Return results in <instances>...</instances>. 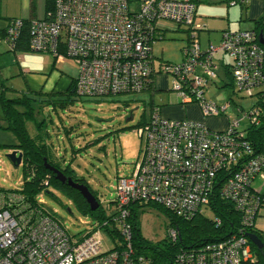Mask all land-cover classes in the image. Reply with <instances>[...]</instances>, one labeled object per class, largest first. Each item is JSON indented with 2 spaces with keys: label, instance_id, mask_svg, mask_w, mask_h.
Instances as JSON below:
<instances>
[{
  "label": "built area",
  "instance_id": "built-area-1",
  "mask_svg": "<svg viewBox=\"0 0 264 264\" xmlns=\"http://www.w3.org/2000/svg\"><path fill=\"white\" fill-rule=\"evenodd\" d=\"M237 1L247 0L230 3ZM195 17L194 0H55L42 18L8 20L0 39L14 49L28 27L30 52L74 59L76 94L102 97L141 92L148 85L156 72L152 44L157 23L166 20L190 29L182 61L163 62L158 68L171 76V89L181 102H195L203 116L225 112L229 102L217 104L205 97L208 82L217 77L214 57L220 51L232 59L236 91L264 98V49L256 32L226 31L219 44L202 50L196 34L201 24ZM258 114L253 105L242 118L230 119L225 130L215 131L200 121L162 117L154 108L139 127L142 157L130 175L118 177L114 197L108 200L114 205L112 224L120 240L106 233L112 243L105 249L101 233L110 222L91 224L89 231L74 235L43 207V198L31 203L20 191L0 187V264H150L133 247L131 205L155 203L190 216L209 203L217 184L220 197L239 212L242 226L221 241L177 253L173 264L253 262L243 230L256 228L255 219L262 217L264 147L256 152L239 124L245 118L250 125L257 123ZM256 180L260 185H254ZM168 234L175 240L174 229Z\"/></svg>",
  "mask_w": 264,
  "mask_h": 264
},
{
  "label": "rangeland",
  "instance_id": "rangeland-1",
  "mask_svg": "<svg viewBox=\"0 0 264 264\" xmlns=\"http://www.w3.org/2000/svg\"><path fill=\"white\" fill-rule=\"evenodd\" d=\"M36 2L39 4L41 0ZM5 5L12 11L20 9L18 0H8ZM5 21L6 19H0V25H4ZM3 44L5 50L7 44L5 42ZM152 47L154 54L156 56L162 54L164 60L176 63L181 61V42L178 40H158ZM6 48L9 50L8 46ZM7 53L0 55V65L5 67L0 74V87L4 83L7 87L26 93L41 92L35 95L30 93L29 96L37 99L39 97L51 99L47 97L50 92L57 94L55 98L52 97L53 100L63 98L59 93L66 89L65 74L58 75V72L61 74L62 71L60 66L52 67V56L46 55L47 57L41 60L38 55H28L23 67L33 72L25 76L17 72V63L8 64L9 55L13 56L14 62L16 61L11 51ZM65 59L78 66L74 59L68 57ZM222 79L225 82L224 76L220 75V78L215 79L216 84L207 86L205 97L218 104L229 102L225 115L229 120L240 119L243 112L249 111L258 102V96H246L236 92L233 86H222ZM37 88L41 90L37 91ZM55 89L58 92L53 91ZM16 94L21 93H7V96ZM159 96L149 91L102 97L72 95L66 104L50 102L41 106L37 120L41 118L46 120L44 129L48 133L47 142L52 144L55 157L62 164L70 165L77 177L87 183L98 196L106 214L110 213L109 206L114 209V205L106 199L109 191L116 189L118 177L131 174L135 164L142 157L143 138L140 136L138 123L144 117L149 119L151 98L155 103L166 101L165 97H162L163 102L159 101ZM260 101L264 102V98ZM4 125L0 107V187L6 192H16L23 187V164L21 162L20 166L15 168L7 158L11 151L17 150L14 145L18 139L12 130L2 128ZM25 126L31 136L39 132L32 120H27ZM249 126L250 121L245 118L241 120L239 129L247 130ZM254 185H260V181L256 180ZM47 189L50 193L38 195L43 198V207L56 215L71 234L84 233L91 229V224H94L95 220L89 214L83 213L67 193L52 184ZM113 197L114 193H111L110 198ZM201 211L205 216L215 219L214 213L207 207H201ZM260 214L262 217L255 219V226L264 232V209ZM136 221L142 236L151 243L156 245L169 240L167 230L170 221L157 207L142 205L136 208ZM101 238L105 245L103 249L111 247V238L105 232L101 233Z\"/></svg>",
  "mask_w": 264,
  "mask_h": 264
},
{
  "label": "trees",
  "instance_id": "trees-1",
  "mask_svg": "<svg viewBox=\"0 0 264 264\" xmlns=\"http://www.w3.org/2000/svg\"><path fill=\"white\" fill-rule=\"evenodd\" d=\"M1 1L2 0H0V19H2ZM54 1L55 0H45L47 11L53 10ZM24 20L28 21L26 19ZM4 30L5 28H0L1 38L4 35ZM254 31L256 32L258 43L260 44L262 49H264V43L261 44L259 41V31ZM263 37L262 40L264 41ZM9 50L12 52L29 51L28 27L25 26L22 30L21 36L18 39L15 48H9ZM158 68L155 67L156 72H153L150 82L142 91L148 90L149 92L154 93L152 86L154 76L157 73H160V71H158ZM74 85L75 79L71 82L67 90L59 93V95H63V98H56L54 99L55 101L52 99V97L55 98V95L57 94L53 92H50L49 96H47L51 99H41V97L37 99L29 96L30 93L31 95H35L40 94L41 92H19L14 90L13 88L5 86L4 83L1 85L0 107L2 110V119L5 122V125L2 126V128L12 130L14 132L18 139L14 147L22 153L24 182L20 192L23 197L28 200V202L36 203V197L39 194H42L44 192L50 193L47 188L52 184L67 193L73 199V202L76 204V206L83 213L89 214L95 220L96 224L103 226L104 222H110L111 225L106 224L103 226V231L111 236V238H113L114 240L115 238L120 240L118 230L112 224L113 210L109 208L110 213L106 214L105 210L100 204L98 196L90 189L87 183L83 181V179L77 177L70 165L62 164L57 160L54 154V150H52V144H49L47 142L48 133L44 129L46 127V120L44 118L37 120V115H39L41 106L43 107L45 105H48L50 104V102H57L60 104L62 103L63 105L66 104L67 100H71L72 95H77L74 89ZM228 85L233 86L234 90L236 91L233 80L231 83L229 82ZM7 93L21 94H16L9 97L7 96ZM255 95L258 96V102L254 104L259 108L258 121L255 124H251L245 131L247 133V138L253 144V148L256 150V152H260L264 147V102L260 101L263 100L260 94L256 93ZM154 108H157L159 110V107L155 106L153 107L152 111L154 110ZM27 120H32L36 124L37 129L39 130L36 135L31 136L28 133L25 126ZM142 123L143 121H140V123H138V127L144 124ZM42 131L44 132V134H42ZM44 160H46L51 166L59 169L66 177H70L73 181L86 185L89 191L99 202L98 208L95 210H91L90 205L79 190L72 188L66 182L63 183L57 180L55 178L54 172L46 168V166L44 165ZM225 177L226 171L224 176L219 178V182H223ZM219 187L220 184H217L209 203L205 206L214 213L215 219H211L205 216L201 210H197L190 216H181L175 214L174 212L166 209L159 204L144 202L133 203L130 208V218L133 225L132 238L136 255L145 256L150 261V264H173L174 258L177 253L182 252L185 249L201 247L208 242L221 241L227 238V236H229L231 233L237 232L242 226V223L240 221V214L235 209L232 202L228 201V199L220 197ZM142 205L155 206L168 217L170 221V227L167 230V235L169 238L168 241L155 245L142 236L139 224L136 221V208H139ZM170 229H174L176 231L175 240L171 239L168 234ZM243 231L248 239L249 234H254L259 239H261L263 244L262 247L258 249L249 239L255 258L253 262H247L245 264H264V232L257 227H246Z\"/></svg>",
  "mask_w": 264,
  "mask_h": 264
},
{
  "label": "crops",
  "instance_id": "crops-1",
  "mask_svg": "<svg viewBox=\"0 0 264 264\" xmlns=\"http://www.w3.org/2000/svg\"><path fill=\"white\" fill-rule=\"evenodd\" d=\"M8 0L1 1V15L3 19H6L4 25H0L1 29H4L8 20L12 18H22V19H31V18H42L45 16L46 2L41 0L38 4L36 0H18L20 2V9L18 11H12L5 5V2ZM231 0H195L196 2V17L195 20L197 23L201 24V27L196 31V34L199 39V44L202 50L206 49L210 44H218L223 36V33L226 31H236V30H257L263 31L264 34V0H247L246 2L237 1L235 4L230 3ZM189 33L190 29L183 25H177L170 21L160 20L157 23L156 29V39L154 43L158 40L164 39H175L181 42V61L183 59V50L189 42ZM159 36V37H158ZM264 38V37H263ZM3 40L0 39V55L8 54ZM154 43L152 44L154 46ZM12 52V51H11ZM15 55V61L13 56L9 55V65L14 63L18 64L17 72L20 74L32 73L28 69H24L23 63L30 55H38L41 60L47 57L48 53H33L30 51H17L12 52ZM154 49L152 47V56H153V65L158 68L163 62H171L170 60H164L162 54L156 56L154 54ZM47 55V56H46ZM51 56V55H50ZM32 57V56H31ZM50 61V60H49ZM54 68L55 66H60L62 69L61 74H65V84L66 89L69 87L71 82L76 78L78 73V66L75 63L63 58L59 60L52 59ZM180 61V62H181ZM214 62L216 65L217 77L220 78V75L224 76L225 82L222 79V86H228V83L232 82L231 76V66L232 59L225 52H217L214 57ZM49 63V62H47ZM175 63V62H174ZM5 67L0 65V74ZM221 72V74H220ZM216 77V78H217ZM215 78V79H216ZM214 80H210L209 84H216ZM32 81V78H31ZM228 82V83H227ZM207 85V86H208ZM33 86V85H32ZM31 88H34L32 87ZM172 78L168 74L157 73L154 76L153 81V90L154 95H160L159 101L163 102L162 97L166 98V101L163 103H155L153 98L150 99V115L153 107H159V113L162 117L166 118H176V119H191L195 121H200L204 123L209 129L215 131H222L228 127L229 117L225 115V112L214 116V117H204L201 114V111L195 102L183 103L181 99L172 91ZM13 88V87H10ZM18 91L17 89L13 88ZM41 89L37 88V91ZM50 91V90H48ZM53 91H56L53 90ZM147 91L148 90H144ZM23 92V91H19ZM58 92V91H56ZM156 98V97H155ZM163 100V101H162ZM216 103V102H215ZM155 104V105H154ZM218 104V103H217ZM150 118V117H149ZM146 117L142 120L143 123L148 121ZM142 123V124H143ZM133 171V170H132ZM132 173V172H131Z\"/></svg>",
  "mask_w": 264,
  "mask_h": 264
},
{
  "label": "water",
  "instance_id": "water-1",
  "mask_svg": "<svg viewBox=\"0 0 264 264\" xmlns=\"http://www.w3.org/2000/svg\"><path fill=\"white\" fill-rule=\"evenodd\" d=\"M262 37H263V31H260L259 32V41H260L261 44L264 43V41L262 40ZM7 158L9 159V161L11 162V164L15 168H18L20 166L21 162H22V153L20 151H18V150H13L7 155ZM44 165L46 166V168H48L49 170L54 172L55 178L57 180H59L60 182H63V183L66 182L72 188H75V189L79 190L81 192V194L83 195V197L88 202V204L90 205L91 210H95V209L98 208L99 202L94 197V195L89 191V189H88V187L86 185L77 183V182L73 181L70 177H66L59 169L51 166L46 160H44ZM114 191L115 190L109 191V193L107 195V198H106L107 200L110 199V195H111V193H114ZM68 211L70 212L69 209H68ZM248 237H249L250 241L258 249H260L262 247V245H263L262 241L256 235L249 234Z\"/></svg>",
  "mask_w": 264,
  "mask_h": 264
}]
</instances>
